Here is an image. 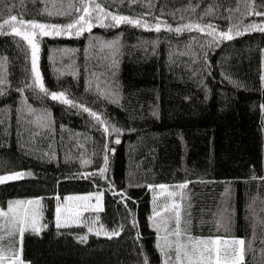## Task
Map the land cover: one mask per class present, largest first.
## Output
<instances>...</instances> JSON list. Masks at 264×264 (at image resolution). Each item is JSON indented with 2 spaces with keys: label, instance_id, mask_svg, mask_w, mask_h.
Returning <instances> with one entry per match:
<instances>
[{
  "label": "trees",
  "instance_id": "trees-1",
  "mask_svg": "<svg viewBox=\"0 0 264 264\" xmlns=\"http://www.w3.org/2000/svg\"><path fill=\"white\" fill-rule=\"evenodd\" d=\"M257 13L264 0H0V175L31 173L0 184V212L15 199H39L43 224L32 229L22 217L0 215V256L190 264L197 240L236 237L244 240L240 264H264V15ZM81 16L71 35L33 30L45 94L34 82L31 46L13 29L23 32L29 21L64 28ZM105 156L104 176L90 175ZM157 185L174 198L156 215ZM91 192L104 193L103 208L58 226L60 197Z\"/></svg>",
  "mask_w": 264,
  "mask_h": 264
},
{
  "label": "snow or ice",
  "instance_id": "snow-or-ice-1",
  "mask_svg": "<svg viewBox=\"0 0 264 264\" xmlns=\"http://www.w3.org/2000/svg\"><path fill=\"white\" fill-rule=\"evenodd\" d=\"M97 7H99V5H97ZM85 12H87V8L84 9ZM258 15H264V13H257ZM17 19L16 16H11L10 20L11 21H15ZM112 19L115 21L116 24H121V23H133L136 24L137 26L140 25V21H134V20H129L127 17H123V16H112ZM82 21H85V17L81 16L79 20L76 21L75 24H68L66 27L62 28L59 25H46V24H41V23H36L33 21H29L28 24L30 25V27L33 30L38 29L39 30V35L40 36H60L63 34H69L71 35L72 33L69 31L73 28H75L77 25H80ZM5 24H8L9 21L5 20L4 21ZM23 23V21L21 22ZM190 27V26H188ZM17 35H22L23 39H25L28 44L31 46V62H32V72L34 73V82L37 83L39 85V88L42 92H44L45 94H48V90L45 88L44 83L42 82V77H41V73L39 71L38 68V58H39V51H40V45L36 40L37 37V33L36 31H31V32H20L16 29H13ZM88 31L91 30V28L89 27L87 29ZM156 31H160L159 26L156 27L155 29ZM261 31H264V28L260 29ZM83 31H85V29L83 27H80L78 31L75 32V35L79 36L83 33ZM176 31H180V29H176ZM240 33H237V35H239ZM221 36L226 39V40H231L233 37L232 35H230L229 33H221ZM51 98L52 100H59L62 101L64 103H69L72 104L73 102L71 100H68L65 98L64 93H57V92H51ZM75 106V105H74ZM83 107V106H81ZM84 111H89L87 108H84ZM91 115L95 116V113H91ZM97 119H99L97 117ZM105 131H107V129H105ZM113 132H119L120 130L113 127L112 128ZM117 144L120 143L119 139H117L115 141ZM85 163H88V161H85ZM104 164L105 167H102L99 169V173H91L90 175H100L101 177L104 176V173L107 171V156H105L104 158ZM25 175H31V173H22V172H16L10 175H5V176H0V184L5 183V182H9V181H16V180H20L22 178H24ZM159 187L163 190L165 189V185H159ZM180 187H186V185H180ZM95 195V199L97 200V205L96 207H99V202L101 201L102 198V193H95V194H89L87 196H68L65 197L64 199L66 201H70V202H82V203H77L75 205L76 209H79L80 207H83L85 211L88 210V207H91V205H88L86 202H88L92 196ZM169 195H174V193H169ZM59 199V198H57ZM27 204V205H36L39 206L40 205V200L36 199V200H28V201H16L15 204L16 205H21V204ZM73 206L69 205V204H65L63 207H61L60 205L57 206L56 208V220H57V225L60 226V222H61V214L62 212H72ZM9 211H15V209L12 208L11 204L9 205ZM0 215H7V213L4 212H0ZM29 215V212L27 209H25V223H28L27 217ZM31 226L35 227V223H36V219L38 216V212L36 211V209H32L31 213ZM77 215H79V212L77 211ZM176 224H177V231L175 232V235L179 236L180 232H179V212L176 213ZM89 231H91V229H89ZM21 235L24 232V228L20 229ZM113 235H118V232H113ZM197 243L202 244L204 246L203 251L200 252L199 255V264H211V260H212V253L215 252L216 253V257H215V264H227V260L222 261L221 260V256H220V252H221V245H240L243 246L244 245V240L240 239V240H231V241H221L220 238H216V239H211V240H207V241H197ZM205 252L208 253L207 256H205ZM177 260H180V255H179V247L177 248ZM243 260V248L241 247L240 252L236 258V264H239L240 261ZM20 264H23V261L20 262ZM165 264H167V262H165Z\"/></svg>",
  "mask_w": 264,
  "mask_h": 264
},
{
  "label": "rangeland",
  "instance_id": "rangeland-1",
  "mask_svg": "<svg viewBox=\"0 0 264 264\" xmlns=\"http://www.w3.org/2000/svg\"><path fill=\"white\" fill-rule=\"evenodd\" d=\"M22 28H26L25 30H23L22 33L24 32H31L33 31V29L30 27V25H26V26H21ZM38 68L39 71L41 73V69H40V62H39V58H38ZM41 77H42V73H41ZM43 82V81H42ZM22 173H25L23 171H20ZM16 173V172H13ZM13 173H8V174H2L0 176H5V175H10ZM95 193H102L104 195L103 192H91V193H79V194H66L63 195L62 197H60V203L59 205L61 207H63L65 204H69L73 206V211L72 212H62L61 214V222H60V226H67V225H77L83 222V214L85 212L88 211H96V210H100L103 208V195L101 198V201L99 202V207H96L97 205V200L95 199V195L92 196V198L86 202L88 205H91V207H88V210L85 211L83 207H80L79 209L75 208V205L77 203H82V202H70V201H66L64 198L68 197V196H87L89 194H95ZM169 193H173L172 191H169V189L167 187H165V189H161L159 187V185L156 186L155 190H152V196H153V200L155 201V204H157L156 207V212L155 214L157 215L159 212H162L169 204H171L173 202V196L174 195H169ZM36 200V199H35ZM16 201H24V200H20V199H15L13 201V203H11V206L13 209H15V211H9V208L7 209V212L9 216L7 217H11L12 221L17 222V220L19 218L22 217V219H25V209L28 210L29 215L27 217L28 223L27 226L32 228V229H37L40 230L41 227L43 226V224L41 223V217H42V203L40 201V205L36 206V205H27L25 204H21V205H16L15 202ZM32 209H36V211L38 212V216L36 219V223H35V227L31 226V211ZM77 211L79 212V215H77ZM216 238H220L221 241H231V240H240V238H236V237H206V238H202L199 239L197 241H207V240H211V239H216ZM194 242L193 245V254L191 253V255H189L191 261L190 264H199V255L200 252L203 251L204 246L202 244H199ZM242 246L240 245H221V252H220V256H221V260H227V264H236V258L240 252ZM208 253L205 252V256H207ZM215 257H216V253L213 252L212 253V260H211V264H215ZM23 261V264H28L27 261L21 259L19 257V255L17 256H11V257H7V256H0V264H20V262ZM241 262V261H240ZM239 262V264H240ZM189 262H187L186 264H188Z\"/></svg>",
  "mask_w": 264,
  "mask_h": 264
}]
</instances>
